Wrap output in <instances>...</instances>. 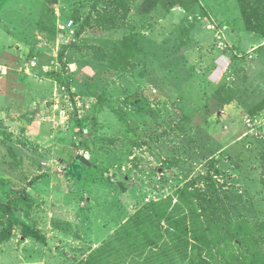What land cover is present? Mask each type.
Wrapping results in <instances>:
<instances>
[{
	"label": "rangeland",
	"instance_id": "1",
	"mask_svg": "<svg viewBox=\"0 0 264 264\" xmlns=\"http://www.w3.org/2000/svg\"><path fill=\"white\" fill-rule=\"evenodd\" d=\"M140 2L0 0V264H188L182 216L208 264L264 258V41L236 0ZM150 203L157 247L117 238Z\"/></svg>",
	"mask_w": 264,
	"mask_h": 264
},
{
	"label": "trees",
	"instance_id": "2",
	"mask_svg": "<svg viewBox=\"0 0 264 264\" xmlns=\"http://www.w3.org/2000/svg\"><path fill=\"white\" fill-rule=\"evenodd\" d=\"M240 16L242 20L241 30L245 33L252 34L255 37L264 40V0H236ZM200 0H141L136 14L140 16L150 15L157 7H161L165 13H169L176 7H179L185 14H191ZM131 103H137V98H129ZM264 111V98L258 101L249 111L248 115L255 116ZM63 165L68 162L61 160ZM14 193V192H12ZM211 210H201L200 215L205 216L208 220L211 215ZM194 214V213H193ZM167 209L163 204L150 203L141 212L132 215L123 226L117 231V238L124 236L125 239H130L132 236L143 233L142 239L149 245L150 248L157 247V241L160 237L159 230L155 227V222L166 219ZM186 216L178 218L179 220H172V228L175 229L177 235L172 234L173 238L180 240L187 246H190V253L188 264H208L207 260L201 254V247H208L211 245V240L206 234L201 223H199V216H196L195 228L190 232V244L185 238L188 231L184 228L186 225ZM175 221V222H174ZM11 234V226L8 227L5 237L0 236V245ZM116 240V239H115ZM249 237L247 235H238L235 243L244 249H249L252 246L258 247V241L254 240L252 246L248 243ZM240 264H264L263 255L260 252H248L242 255Z\"/></svg>",
	"mask_w": 264,
	"mask_h": 264
},
{
	"label": "crops",
	"instance_id": "3",
	"mask_svg": "<svg viewBox=\"0 0 264 264\" xmlns=\"http://www.w3.org/2000/svg\"><path fill=\"white\" fill-rule=\"evenodd\" d=\"M262 41H264L263 39H261ZM17 83V82H16ZM19 85H23V83H21V84H19ZM24 86V85H23ZM25 88H26V86H25ZM31 91V95L32 96H36V94L38 95V91H37V89L35 90V89H32V90H30ZM257 96L259 95L260 96V99L258 100V101H260L262 98H264V90H261L260 92H258V94H256Z\"/></svg>",
	"mask_w": 264,
	"mask_h": 264
},
{
	"label": "built area",
	"instance_id": "4",
	"mask_svg": "<svg viewBox=\"0 0 264 264\" xmlns=\"http://www.w3.org/2000/svg\"><path fill=\"white\" fill-rule=\"evenodd\" d=\"M68 27H69V28L72 27V22H69ZM74 32H75L74 29H71V30H70L71 35H74Z\"/></svg>",
	"mask_w": 264,
	"mask_h": 264
},
{
	"label": "water",
	"instance_id": "5",
	"mask_svg": "<svg viewBox=\"0 0 264 264\" xmlns=\"http://www.w3.org/2000/svg\"><path fill=\"white\" fill-rule=\"evenodd\" d=\"M61 162V161H60ZM62 163V162H61Z\"/></svg>",
	"mask_w": 264,
	"mask_h": 264
}]
</instances>
